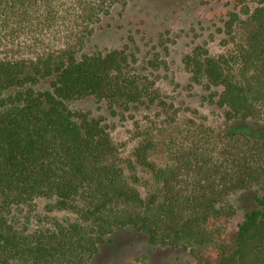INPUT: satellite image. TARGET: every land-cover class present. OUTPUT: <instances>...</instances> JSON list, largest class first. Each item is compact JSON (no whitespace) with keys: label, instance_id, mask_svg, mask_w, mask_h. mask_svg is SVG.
I'll list each match as a JSON object with an SVG mask.
<instances>
[{"label":"trees","instance_id":"16d2710c","mask_svg":"<svg viewBox=\"0 0 264 264\" xmlns=\"http://www.w3.org/2000/svg\"><path fill=\"white\" fill-rule=\"evenodd\" d=\"M121 1L0 0V46L28 28L74 24L53 48L0 55V264H89L126 226L196 264H264V137L193 123L158 165L151 138L124 157L102 116L70 106L87 96L113 113L165 105L125 47L88 50ZM215 1L229 47L197 45L185 69L226 121L264 126V0ZM243 200L251 207L235 222Z\"/></svg>","mask_w":264,"mask_h":264},{"label":"rangeland","instance_id":"374dc122","mask_svg":"<svg viewBox=\"0 0 264 264\" xmlns=\"http://www.w3.org/2000/svg\"><path fill=\"white\" fill-rule=\"evenodd\" d=\"M222 7L215 0H122L95 24L88 50L125 47L137 65L147 67L165 105L152 109L112 112L105 101L92 96L70 104L74 109L87 110L102 116L109 131L120 146L124 157L144 137L155 144L149 159L158 165L167 162V151L186 142L192 124H204L219 130L238 129L250 135L264 137V126L253 120L228 122L222 108L209 102L210 90L203 84H192L184 66V57L197 46L206 47L210 54L226 51L229 43L221 31ZM74 24L65 22L23 30L18 38L0 46V55L33 54L60 45L62 36ZM211 90H217L212 88ZM142 192L143 188H140ZM49 200H36V209L46 212ZM251 207L249 200L239 202L238 217ZM64 217L67 213L53 211ZM89 264H196L183 249L152 245L145 234L130 226L114 229L92 256Z\"/></svg>","mask_w":264,"mask_h":264}]
</instances>
